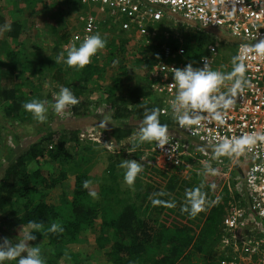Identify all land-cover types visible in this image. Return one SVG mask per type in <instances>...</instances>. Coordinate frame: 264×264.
Returning <instances> with one entry per match:
<instances>
[{
	"label": "trees",
	"instance_id": "1",
	"mask_svg": "<svg viewBox=\"0 0 264 264\" xmlns=\"http://www.w3.org/2000/svg\"><path fill=\"white\" fill-rule=\"evenodd\" d=\"M20 2L30 5L42 1L16 0L15 3ZM10 25L11 30L6 32L7 36L17 45V40L21 35V26L15 22ZM114 30L116 29L111 28L107 33L111 34ZM117 32L121 31L117 30ZM196 33L199 32L196 31ZM122 34L136 39L142 36L136 35L134 31L122 32ZM68 38L67 35L65 40ZM66 42L64 41V44ZM127 43L128 39H123L117 44H106L104 51L96 53L90 63L83 68L69 67L61 60L51 80L53 89L56 88L59 91L62 86L68 87L79 101L70 110L72 121L82 117L84 121H90V124L107 133L106 142L111 143L114 149L130 136L133 123L137 121L141 123L144 108H158L159 102L147 76L148 70L160 59L161 45L152 49L148 55L128 58L125 48ZM194 44H197V41ZM189 45L188 42L186 46ZM16 47L11 48L7 45L0 51L7 58V62L0 65V78L3 74L9 76L16 74L17 77L27 75L30 78L33 74L41 73L43 63L39 61H35L32 69H25L26 65L20 61L26 59V53L17 51ZM185 50L188 53L186 47ZM190 58L193 59L191 56ZM62 64L65 67L62 68ZM134 67L144 69V75L139 79L133 76ZM67 69H72L74 72L73 81L69 82L65 78L64 73ZM106 71L110 74L106 77V83L103 86L101 81L107 74ZM136 80L139 82L136 83ZM101 90L106 97L100 104L105 102L110 111L109 120L105 126L100 124L102 117H98V114L92 115L88 108L84 111L81 106V102L88 99L86 94L93 95ZM16 91V88L0 91V112L8 119L20 121L24 119L25 110L22 105L25 102L21 93L17 96ZM52 94L51 90L47 92L44 98L45 103L48 101L53 103ZM159 119L162 124L168 125L160 115ZM126 120L128 121L125 122ZM70 130L73 134L70 139L64 135L50 133L51 131L34 133L36 139L27 152L11 164L5 165L0 177V221L6 229L23 226L26 228L29 221L42 222L43 234L35 231L33 234L38 242H42L51 251L53 249L55 251V247L58 249L61 246L75 244L79 237L86 233H93L97 253H100L107 244H111V250L107 254L108 264H178L184 256L183 251L191 244L195 236L194 231L201 220V231L198 236H201L203 240L213 237L214 240H218V229L223 212L216 190L211 187L213 184L209 175L200 172L188 177L181 176L179 174L181 167H170V171H174L170 176H165L167 169L161 170L155 166L151 168L164 177L153 181L147 189L144 197L146 217L141 218L135 204H123V199L117 197L116 194H107L108 197H106V194L102 192L97 198L100 202L97 199L92 200L89 191L83 186L87 175L75 178L71 197L64 199V204L70 209V216H64L60 208L46 198L51 189L59 187L66 179L67 171L64 165L70 163L72 157L66 144L71 142L74 143V147H79L77 145L80 143L78 135L87 131L82 126H76ZM80 151L82 155L79 160H86V152L89 155L93 152L89 147H83ZM28 158L44 161L46 163L44 170L41 169L43 164H38V169L28 173L25 166ZM121 160L123 159L120 156L109 159L107 172L111 176L116 173V169L123 171L119 167ZM49 163L56 165L55 173L50 172ZM195 187H199L204 193L205 202L203 210L193 217L187 212H182L181 208L186 204V192ZM153 199H158L160 203L153 205ZM16 203L19 204V208ZM99 219H101V226L97 228L95 222ZM54 222L60 224L64 231L48 232L46 229Z\"/></svg>",
	"mask_w": 264,
	"mask_h": 264
},
{
	"label": "rangeland",
	"instance_id": "2",
	"mask_svg": "<svg viewBox=\"0 0 264 264\" xmlns=\"http://www.w3.org/2000/svg\"><path fill=\"white\" fill-rule=\"evenodd\" d=\"M41 1V3H31L28 5L25 2L16 4V0H0V25H3L5 22L9 24L15 22L21 26V35L17 40V45L7 36V31L0 34V51L6 48L7 45H10L11 48L17 46V51L26 53V59L24 58L22 62L20 61V63L26 65L25 69H32L35 61L43 63L41 65V73L33 74L30 78L27 75L17 77L15 76L16 74L12 76L3 74L0 78V91L16 88V95L18 96V93H21L24 102L32 100L44 102V98L50 90L51 92L53 91L52 98L54 99V94L59 91L56 88H52V74L60 66L61 61L56 62V58L63 50L64 41H67L65 40L66 36L68 35L70 38L72 33L81 27V18L84 12H95L98 8L96 5L81 6L80 0ZM153 20L146 24L143 32L140 34L142 35L140 39L128 37L127 34H122V32H117V30L108 34V29H103L101 34L106 40L107 45L110 43L117 44L123 39H128V43L125 45L128 58L136 55L138 57L148 55L159 44H170L186 47L188 54L193 59L200 56H213L216 60V70L218 71L227 73L232 70V58L235 56L237 42L231 38L228 32L224 30H204L197 23L186 21L180 18V16H173L167 12L163 16ZM196 31L199 33L197 34ZM196 41L197 44H194ZM188 42L190 45L186 46ZM104 49H100L97 53L103 52ZM6 62L7 58L0 52V65H4ZM63 67L65 66L62 64ZM141 67L143 66L141 65ZM141 67H134L133 76L136 79L144 75V69L142 70ZM106 72L107 74L104 75L105 77L101 81L103 86L106 83V77L110 74L109 71ZM64 76L69 82L73 81L74 72L72 69H67ZM137 82L139 80H136ZM230 85L231 81H225L222 87L228 89ZM28 91H31V93H28ZM102 91H97L89 96L85 93V96L88 97V111L98 114L99 117L103 118L104 116H108L110 111L109 106L105 102L100 104L106 97L105 94L101 93ZM87 101L81 102L84 111L87 108ZM45 107L47 109L45 112L46 119L43 121L35 119L28 111L23 113L24 119L20 121L8 119L2 116L0 112V177L3 174L5 165L14 162L15 159L27 152L31 144L34 143L36 139L34 133H42L43 131L49 133L51 131L50 133L64 135L67 139H70L73 135L70 133V129L76 126L83 127L86 124V120L82 119L84 117L76 118L72 121L70 111L72 109L66 107L61 113L57 114L52 109L51 101L46 102ZM139 126V121L133 123V130L130 136L138 131ZM88 131L95 132L98 136L103 135L95 127L88 128ZM129 137L120 142L116 149L110 147L108 142H104L102 138H97L98 142L90 140H88L90 142H87V139H84L80 141L79 144L81 145L77 144L79 147H74V143L68 142L66 147L71 151L72 157L70 158V163L64 165L67 171L66 179L59 187L51 189L46 199L50 203L56 204L64 216H70V209L64 204V199L71 197L75 178L87 175V180L91 181L87 190L89 193L91 191L97 193L95 198L91 196L92 200H96L102 192L106 194V197H108L107 194H116L117 197L123 199V204H135L141 218L146 217V209H144L146 201H144V197L147 189L153 181L164 177L151 168L158 165L160 168H163V165L161 160H159L156 166L145 154L151 142H145L133 150L128 139ZM83 147H89L93 152L90 155L86 152L87 159L79 160L80 155H82L80 150ZM114 156H120L122 159H134L143 165L142 171L137 175L133 185L129 186L124 182V170L119 171L116 169V173L113 176L107 172L109 159ZM210 161L211 164L208 167L216 171L214 174L208 173L207 175H209L212 184L215 185L214 189L216 190V195L219 198L224 215L226 210L236 208L239 200L242 199L239 188L242 187L244 166L242 164L236 165L237 163L233 165L231 158L212 156ZM38 164H43L41 169L44 170L46 164L44 161L28 158L25 161L26 171L31 173L35 169H38ZM200 167L201 169H199ZM206 167L203 164L200 166L195 162L189 163L186 167L179 170V174L188 177L193 173H204ZM48 168L50 172H56V165L54 163H49ZM170 170L171 168H168L165 176H170L174 173V171ZM97 200L100 202L99 199ZM16 206L20 207L18 203H16ZM121 209H123V206H121ZM201 225L202 220L198 224V228L195 229V236L191 244L183 251L182 254L184 256L178 264L219 263L218 258L221 250L218 240H214V237L203 240L201 236H198L201 231ZM95 226L97 228L101 226V219L95 222ZM21 230V227L8 230L0 221V238L7 237L9 240L16 242L19 239L18 236ZM94 238L95 234L86 233L82 237H79L77 243L61 246L58 249L55 247V251L54 249L51 251L50 248L37 240L27 243L29 246H38L41 249V256L45 260V264H108L109 258L107 254L111 250V244H107L100 253H97L95 251ZM4 264H17V262L16 260H6Z\"/></svg>",
	"mask_w": 264,
	"mask_h": 264
},
{
	"label": "built area",
	"instance_id": "3",
	"mask_svg": "<svg viewBox=\"0 0 264 264\" xmlns=\"http://www.w3.org/2000/svg\"><path fill=\"white\" fill-rule=\"evenodd\" d=\"M80 5L98 8L95 12H84L81 27L67 39L63 51L78 46L88 35H101L103 29L134 31L140 35L146 24L165 12L197 23L204 30H224L237 42L235 56H243L248 85L237 94L233 106L225 110L223 124L202 118L198 125L190 128L179 125L171 111V100L175 96L172 72L188 64L202 68L205 62L216 70V60L213 56L191 59L183 46L161 44L160 59L148 70L147 76L159 100V115L169 128L167 144L158 147L151 142L145 152L156 166L161 160L163 168L159 165L157 168H184L194 162L204 167L211 164V155L201 152L199 157L184 138L214 147L224 138L264 133V58L251 52L243 53L245 44L264 36V0H80ZM226 91L221 86L220 92ZM76 105L66 107L72 109ZM78 136L82 140H98L91 133ZM108 145L112 147L111 143ZM229 157L244 166L239 188L242 199L236 208L226 210L221 219L219 264H264V142L257 141L240 155Z\"/></svg>",
	"mask_w": 264,
	"mask_h": 264
},
{
	"label": "clouds",
	"instance_id": "4",
	"mask_svg": "<svg viewBox=\"0 0 264 264\" xmlns=\"http://www.w3.org/2000/svg\"><path fill=\"white\" fill-rule=\"evenodd\" d=\"M11 25L5 22L0 25V34L10 31ZM259 36V34H258ZM106 45V40L100 34L86 36L78 46H72L61 51L56 58V62L63 60L69 67L83 68L90 63L91 58ZM254 53L256 57L264 58V36L255 39L244 45L243 53ZM243 56L237 55L232 58L233 67L230 72L224 73L212 69L207 62L202 68H194L191 64L184 68H175L173 73V84L175 96L171 100V111L179 125L190 128L198 125L202 118H210L221 124L224 123L225 110L235 103V97L242 93L248 80L244 76L245 65L242 62ZM225 81H231L226 92H220ZM79 101L68 87H61L59 92L54 94L52 109L55 113H61L66 106L75 105ZM25 111L30 112L39 121L46 119L45 102L32 100L23 103ZM159 108H144V116L137 132L128 139L131 148L135 150L145 142H155L158 147H163L168 141V125L162 124L159 119ZM109 117L101 119L102 125L108 122ZM257 141L264 142V133L252 132L241 134L235 138H224L213 148V154L219 156L240 155L246 149L256 144ZM203 151L204 149L201 148ZM119 167L124 170L123 179L129 186L133 185L137 175L142 171L143 165L134 159H123ZM215 169L206 167L204 174L215 173ZM91 183L89 180L83 182L85 188ZM213 189L215 185L211 186ZM92 197L97 193L91 191ZM186 204L181 208L182 212H187L190 216H196L203 210L204 193L199 187L192 188L186 192ZM158 199H153L152 204H159ZM48 232H63V227L58 223H52L46 229ZM43 234L42 222L29 221L27 227H22L19 239L16 242L7 237L0 238V264L16 260L17 264H45L41 256V249L38 246H29L27 242L36 240L33 232Z\"/></svg>",
	"mask_w": 264,
	"mask_h": 264
},
{
	"label": "crops",
	"instance_id": "5",
	"mask_svg": "<svg viewBox=\"0 0 264 264\" xmlns=\"http://www.w3.org/2000/svg\"><path fill=\"white\" fill-rule=\"evenodd\" d=\"M172 46H174V45H172ZM87 105V104H86ZM87 108H89V106L87 107ZM96 113V112H95ZM92 115H97V114H93V113H91ZM98 117H99V115H98ZM86 124L83 126L84 127V129L85 130H87L86 131V133H91V134H93L95 137H97V138H102L103 140H104V142H106L105 140H106V135H107V133H105L104 131H100L98 128H96V126L94 125H92V124H90L91 122L90 121H86L85 122ZM92 127H95L97 130H99L103 135H101V136H98L95 132H91V131H88V128H92ZM168 131H169V128H168ZM180 137H183L184 138V136H180ZM186 141H188V143H189V146L191 147V149L192 150H194L195 152H197V154H198V156L199 157H201V152H203V153H205V154H208V155H211V156H214V154H213V148L214 147H210V146H206V145H202V144H200V143H198V142H196V141H193V140H188V139H186V138H184ZM79 140L80 141H82V139H80L79 138ZM84 140V139H83ZM90 141H92V140H90ZM90 141H88V139H87V142H90ZM94 142V141H93ZM98 142V141H97ZM121 142H123V141H121ZM109 143V142H108ZM201 148H203L204 150L202 151L201 150ZM219 158H230L229 156H219ZM231 161H232V164L233 165H235L236 163V165H240V163L239 162H234L232 159H231ZM200 163H198V165H199ZM199 169H201V167L199 168Z\"/></svg>",
	"mask_w": 264,
	"mask_h": 264
}]
</instances>
